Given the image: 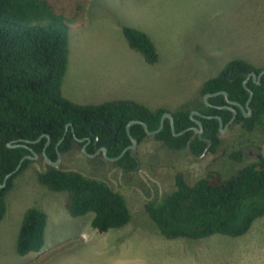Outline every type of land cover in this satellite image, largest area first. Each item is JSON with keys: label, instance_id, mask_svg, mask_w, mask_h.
Returning a JSON list of instances; mask_svg holds the SVG:
<instances>
[{"label": "rangeland", "instance_id": "obj_1", "mask_svg": "<svg viewBox=\"0 0 264 264\" xmlns=\"http://www.w3.org/2000/svg\"><path fill=\"white\" fill-rule=\"evenodd\" d=\"M52 2L73 20L63 92L77 103L131 99L172 113L186 104L195 107L205 82L231 60L264 67V0ZM124 26L152 37L159 52L156 64L130 47ZM220 137L219 147L196 158L188 149L171 148L148 134L135 150L134 170L102 154L90 156L78 143L62 153L60 168L104 180L125 197L130 222L107 232L92 226L93 213L72 216L67 193L38 180L48 162L42 156L32 160L7 194V212L0 222V264H264V214L239 236L171 239L146 210L147 202H158L173 191L178 172L194 184L211 172L228 178L246 163L264 160V126L247 131L233 122ZM238 150L241 160L232 156ZM30 207L48 214L45 247L20 256L18 233Z\"/></svg>", "mask_w": 264, "mask_h": 264}, {"label": "trees", "instance_id": "obj_2", "mask_svg": "<svg viewBox=\"0 0 264 264\" xmlns=\"http://www.w3.org/2000/svg\"><path fill=\"white\" fill-rule=\"evenodd\" d=\"M72 24L73 20L58 11L52 0H0V184L12 173L6 185L0 187V222L7 212V194L32 159H25L17 170L18 165L26 155L33 154L32 149L45 159L49 137L46 153L54 161L59 152L70 151L76 143L83 146L88 138L91 143L87 152L105 146L108 156L116 157L132 143L127 130L130 121H143L149 130H156L168 111L150 109L131 99L82 104L67 98L63 82L69 65ZM123 32L131 48L150 64L158 62L157 46L147 32L131 26H124ZM263 70L243 59L231 60L218 76L205 82L202 99L195 107L186 104L172 111L175 132L166 118L155 137L174 149H188L191 140V152L196 156L209 144L203 138H209L211 150H215L221 145L220 121L215 116H221L224 124L233 116L230 108L219 107L230 104L224 94L205 102L207 93L218 91L228 92L229 99L249 111L247 100L252 90L250 116L239 105L230 104L238 111L234 123H241L247 131L264 126V74L260 83L259 78L251 76L244 84L251 72L259 75ZM194 110L205 115H194L202 122V137L191 129L199 127L191 117ZM185 129V133L176 135ZM130 133L139 142L148 135L141 123L132 124ZM9 143L27 147H9ZM232 156L241 160L242 150ZM115 162L126 170L138 165L130 150ZM38 180L53 191L67 193L66 206L72 216L93 213L92 226L100 232L123 227L131 220L125 197L104 180L49 163L38 173ZM146 210L167 238L242 235L264 214V160L248 162L228 178L218 171L211 172L194 184L178 172L173 191L158 202H147ZM47 222L48 214L43 209L30 207L25 211L16 245L20 256L44 249Z\"/></svg>", "mask_w": 264, "mask_h": 264}, {"label": "water", "instance_id": "obj_3", "mask_svg": "<svg viewBox=\"0 0 264 264\" xmlns=\"http://www.w3.org/2000/svg\"><path fill=\"white\" fill-rule=\"evenodd\" d=\"M263 74H264V70L258 75V78H259L258 83H260V79H261V77H262ZM251 75H253V77H254L255 80L257 79V74H256L255 72H252ZM249 78H250V75H249L248 78L244 81V84H246V83L248 82ZM220 94H224L225 97H226V99H227V101H228L230 104H237V105H239V106L242 108V110H243V112L245 113L246 116H250V115H251V113H252V109L250 108V102H251V100H252V98H253V95H254V92H253L252 90H250V96H249V98H248V100H247V108H248L249 111H246V109L244 108V106H242L239 102H236V101H233V100L229 99L228 92H226V91H218V92H215V93H207V94L204 96V100H205L206 103H208V98H209V97L217 96V95H220ZM230 104H229V105H224V106H219L220 108H230V109H232L233 112H234V115H233L232 119H231L227 124H224L223 119H222L221 116H218V115L215 116V117L220 121V133H224V131H225V130L230 126V124L233 123V122L235 121V119H236V116H237V110H236L235 108H233V106H231ZM194 115H200V116H205V115H203L201 112H199V111H197V110H195V111H193V113H191V117H192V118H193V119L199 124V127L193 126V127H191V129L194 130V131L197 132V133L202 134V133L204 132V128H203L202 122H201V120H199L198 118H195ZM208 117H213V116H208ZM166 118H169V119H170L171 124H172V129H173V131L175 132V130H176V129H175V121H174L173 113H171V112H165V113L163 114V116H162V118H161V124H160V127H159L158 129H156V130H149L147 123H145V122H143V121H140V120H132V121H130V122L127 124V130H128V133H129V135H130V137H131L132 144L129 145V146H127V147H126V148L120 153V155H118V156H116V157L108 156V154H107V148H106V147H102L100 150H98V151H96L95 153L91 154V153L87 152V144H85V145L83 146V151L86 152V153H88L90 156H95V155L99 154V153L102 151L103 155H104L106 158H108V159H110V160H112V161H117V160H119L120 158H122V157L124 156V154H125L128 150H132V151H134V150L136 149L137 145H138V139L134 138V137L131 135V133H130V126H131L132 124H134V123H141V124L144 125L145 130L147 131L148 134H153V135H155V134H157L159 131H161L162 128L164 127V121H165ZM67 130H68V125H67V127H66V132H67ZM187 130H188V129H185V130H183V131H181V132H179V133H176V135L183 134V133H185ZM42 137H43V136H41V137L38 139V141L41 140ZM50 141H51V139H50V137H49L48 142L46 143V146H45V150H44V152H43V156L45 157L46 161H47L50 165H52V166H54V167H59V166H60V161H61V155H62V153L59 152V154H58V158H57L56 161L52 160V159L47 155V153H46V147L49 145ZM79 141H83V139H79ZM190 142H191V140L188 142V150H189V151H191V148H190ZM8 145H9V147H16V146H26V147H27V145H26V144H23V143H9ZM211 145H212V140L209 139V144H208V146L206 147V149L203 151V153H202L200 156H195L194 154H192V155H193L194 157H196V158H201V157H203V156L206 154L207 150L211 147ZM32 152H33V154L26 155V156L21 160L20 164H19L18 167H17V170L21 167L22 162H23L25 159L29 158V159L35 160V159H38V158L40 157L39 153H37V152L34 151L33 149H32ZM134 156L137 157V155H134ZM11 174H12V173H10V174L7 175V177H6L5 181H4V183H3V184H0V187H3V186L6 185L7 178H8L9 176H11Z\"/></svg>", "mask_w": 264, "mask_h": 264}, {"label": "flooded vegetation", "instance_id": "obj_4", "mask_svg": "<svg viewBox=\"0 0 264 264\" xmlns=\"http://www.w3.org/2000/svg\"><path fill=\"white\" fill-rule=\"evenodd\" d=\"M251 73H252V72H251ZM251 73L249 74L250 77L253 76V75H251ZM249 75H248V76H249ZM247 78H248V77H247ZM257 78H258V75H257ZM254 80H255V79H254ZM231 106H232V105H231ZM233 108H234V107H233ZM231 110H232V109H231ZM232 111H233V110H232ZM237 114H238V111H237ZM244 114H245V113H244ZM233 115H234V112H233ZM212 116H213V115H212ZM232 117H233V116H232ZM236 117H237V116H236ZM231 119H232V118H231ZM231 119H230V120H231ZM230 120H229V121H230ZM229 121H228V122H229ZM226 124H227V123H226ZM196 133H197V132H196ZM198 134H199L200 137H202V134H203V133H202V134L198 133ZM131 135H132V134H131ZM132 136H133V135H132ZM133 137H134V136H133ZM130 138H131V137H130ZM134 138H135V137H134ZM192 138H193V137H192ZM192 138H191V139H192ZM136 139H137V138H136ZM203 139H204V141H208V140H209V138H203ZM83 140H84V139H83ZM131 141H132V140H131ZM89 143H91V139H90V138H88V140H87V142H86L85 144H87V146H88ZM139 143H140V142L138 141V144H139ZM85 144H84V145H85ZM131 144H132V143H131ZM131 144H130V145H131ZM84 145H83V146H84ZM83 146H82V147H83ZM128 146H129V145H128ZM137 146H138V145H137ZM207 146H208V145H207ZM102 147H105V146H100V147H98L96 151L100 150ZM136 148H137V147H136ZM205 149H206V148H205ZM135 150H136V149H135ZM135 150H134V151L130 150V151H131V154H132L133 156L136 155ZM96 151H95V152H96ZM128 151H129V150H128ZM95 152H92L91 154H93V153H95ZM189 152H190L191 155H192V152H191V151H189ZM89 153H90V152H89ZM99 154H102V155H103L102 151H101ZM259 156H260V155H259ZM134 157H135V156H134ZM135 158H136L137 161H138V158H137V157H135Z\"/></svg>", "mask_w": 264, "mask_h": 264}]
</instances>
